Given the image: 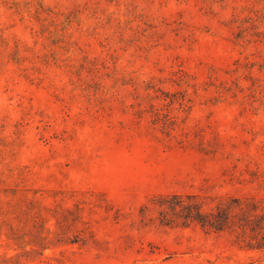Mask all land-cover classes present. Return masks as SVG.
<instances>
[{
    "label": "rangeland",
    "instance_id": "rangeland-1",
    "mask_svg": "<svg viewBox=\"0 0 264 264\" xmlns=\"http://www.w3.org/2000/svg\"><path fill=\"white\" fill-rule=\"evenodd\" d=\"M176 193L264 198V0H0V264H264Z\"/></svg>",
    "mask_w": 264,
    "mask_h": 264
},
{
    "label": "trees",
    "instance_id": "trees-1",
    "mask_svg": "<svg viewBox=\"0 0 264 264\" xmlns=\"http://www.w3.org/2000/svg\"><path fill=\"white\" fill-rule=\"evenodd\" d=\"M209 200L217 198L179 193L156 197L159 224L170 228L199 226L216 233L236 232L249 239L250 249L264 251V198L228 197L206 209Z\"/></svg>",
    "mask_w": 264,
    "mask_h": 264
}]
</instances>
